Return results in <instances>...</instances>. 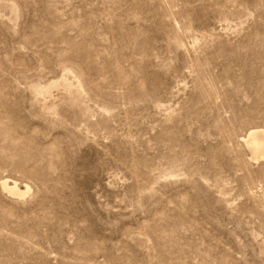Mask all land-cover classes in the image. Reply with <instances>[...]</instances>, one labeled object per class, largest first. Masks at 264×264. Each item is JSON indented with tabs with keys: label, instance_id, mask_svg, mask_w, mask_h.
<instances>
[{
	"label": "rangeland",
	"instance_id": "rangeland-1",
	"mask_svg": "<svg viewBox=\"0 0 264 264\" xmlns=\"http://www.w3.org/2000/svg\"><path fill=\"white\" fill-rule=\"evenodd\" d=\"M255 127L264 0H0V264H264Z\"/></svg>",
	"mask_w": 264,
	"mask_h": 264
},
{
	"label": "bare ground",
	"instance_id": "bare-ground-1",
	"mask_svg": "<svg viewBox=\"0 0 264 264\" xmlns=\"http://www.w3.org/2000/svg\"><path fill=\"white\" fill-rule=\"evenodd\" d=\"M243 142L250 152L251 160L256 162L264 160V128L249 129L243 138ZM1 185L3 190L16 198L24 197L32 191L28 185L20 188L15 182L10 183L7 179L2 180Z\"/></svg>",
	"mask_w": 264,
	"mask_h": 264
}]
</instances>
